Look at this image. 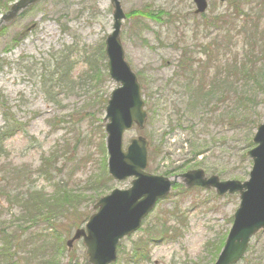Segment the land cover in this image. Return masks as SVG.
Wrapping results in <instances>:
<instances>
[{"label":"rangeland","instance_id":"obj_1","mask_svg":"<svg viewBox=\"0 0 264 264\" xmlns=\"http://www.w3.org/2000/svg\"><path fill=\"white\" fill-rule=\"evenodd\" d=\"M4 1L8 6L0 16L19 0ZM119 1L125 14L141 10L161 17L157 22L134 16L122 25L125 60L140 81L148 113L143 131L134 127L124 134V148L134 138H146L153 176L173 179L202 169L221 181H248L253 164L242 155L252 143L253 128L264 122V55L253 52L250 60L259 71L246 83L231 77L229 65L227 76L224 70L218 78L214 67L203 66V50L217 31L222 34L209 26L211 17L217 13L228 18L230 4L208 0L215 6L205 21L194 17L190 0ZM112 13L110 0H44L0 30V129L5 122L23 129L7 140L0 160V229L12 239L18 232L8 254L0 235V264H88L81 241L71 250L66 246L77 227L65 211L85 225L101 198L131 187L133 179L117 182L107 169L105 108L111 92L120 87L109 77L104 50L113 32ZM88 59L97 70L106 69L103 76L90 75ZM56 60L64 67L58 70L61 79ZM235 93L242 98L238 102ZM255 96L259 100L253 101ZM197 150L202 155L195 159ZM175 187L138 234L119 243L114 264L215 263L239 208V195L222 198L213 189L188 190L180 178ZM19 190L34 199L10 205L7 193ZM46 208L52 215L36 224L23 218L41 216L38 212ZM249 248L245 259L264 264V233Z\"/></svg>","mask_w":264,"mask_h":264},{"label":"water","instance_id":"obj_2","mask_svg":"<svg viewBox=\"0 0 264 264\" xmlns=\"http://www.w3.org/2000/svg\"><path fill=\"white\" fill-rule=\"evenodd\" d=\"M42 0H20L10 8L9 13L0 19V26L13 21L23 10ZM198 10L204 14L208 7L206 0H193ZM226 0H220L225 3ZM114 7V32L106 42L108 72L113 82L120 88L112 92L106 109L108 169L112 179L125 181L134 178L129 190L115 189L110 195L99 200L94 207L97 213L90 218L84 230L75 233L67 245L83 239L87 247L90 264H111L117 260L118 242L136 233L143 220L153 211L161 199H165L179 178L190 187L216 189L219 196L225 194L240 195V208L234 215L232 229L222 253L215 264H237L245 256L252 237L264 231V124L257 127L254 144L257 146L248 153L254 163L250 180L241 184L237 181H222L218 177L206 179L202 170L192 171L176 178L153 176L148 169V142L139 138L130 142L123 150V134L136 125L144 129L147 113L143 111L140 85L124 59L120 32L124 16L118 0H111Z\"/></svg>","mask_w":264,"mask_h":264},{"label":"trees","instance_id":"obj_3","mask_svg":"<svg viewBox=\"0 0 264 264\" xmlns=\"http://www.w3.org/2000/svg\"><path fill=\"white\" fill-rule=\"evenodd\" d=\"M4 3H5L4 0H0V11L2 8H5V9L7 8L8 5ZM229 4H230L229 5L230 10L226 14H231V15H229L228 18L225 19V15H217V13H215L211 17L212 18L211 21L209 22L210 27H214V28L216 27L217 29H220L222 31V34L219 33V31H217L219 35L216 36V38H214V40H212L211 43L206 45L205 50H203V53L207 56L206 65H204V67H214V70H216L217 72L216 73L217 76L219 74H222L223 71L225 70L224 75L226 77L227 76L226 70H228V65H229L230 66L229 68H231V77H234V79H236L240 76L243 78V82L246 83V80L249 82L255 80L256 75L254 74L259 71L257 70L259 66L250 60V58H254L255 56L253 52L257 50L260 52L262 56L264 55V28H263L264 21H262L264 20V0H231ZM139 14L145 15V16H151L145 13H139ZM205 20L207 21V18ZM259 33H260V36L257 37V34L259 35ZM238 43L242 44L241 53L242 51H245L244 54H240L238 50V46H239ZM227 57H230V59H227ZM244 58H246L247 60L244 61ZM66 59H68V57H66ZM226 61L228 62L227 64H226ZM57 62L58 60H56V70H57L56 74L58 78L61 79L62 74H59L58 70L64 69V67H60L59 63ZM87 62L89 66V73L90 75H92V77L95 74H101L102 76L104 75L103 71L106 69L103 70L99 68V70H97V68L94 66L96 62L89 60V59ZM246 62L247 63L249 62V65H248L249 68L244 66L245 64L247 65ZM227 72H230V71L228 70ZM67 73H69V68L64 72L63 75L67 76ZM246 78H249V79H246ZM57 82L59 84L60 83L62 84L61 81H57ZM226 82L228 83V77L226 78ZM262 89L264 90V86ZM243 95L244 94H242V97ZM235 97L237 98V102L240 101V99H242L240 97H237L236 93H235ZM257 99L259 100V98L255 96L253 101H257ZM245 100H246V103H250V101L247 100L246 97H245ZM257 123L258 122H255V125ZM4 125L5 126L0 129V160L6 153L4 150V146L7 140L14 138L16 134L23 132V129L21 128L22 126L20 124L15 123L14 125L9 126L7 122H5ZM178 128L180 129L182 128L181 123L178 124ZM170 129L171 131H174L172 127ZM252 146H253L252 143L249 142L248 145L244 147V149L247 151L251 149ZM192 147H194L193 144H192ZM195 154L196 156L202 155L200 151L196 152ZM151 156H152V153H151ZM51 158L54 159L55 156H52ZM242 158H247L246 153L242 155ZM51 163H53V161ZM0 166H2V164H0ZM44 175L50 178L51 172L46 171ZM20 192L21 190H19V192L16 195H11V193H7V200L10 205H14V203L19 202V205L22 206V204L24 205L25 203H29L32 199H34L33 197L31 199L26 194H23ZM39 196L37 194L36 198ZM65 212L66 213L64 214L70 215L69 218H70L71 224H73L74 227L76 226L78 228L81 226V224L79 223L80 220L77 221L76 214L69 212L68 210H66ZM38 214L41 216L35 217V215H32V216L30 215V217H23V218L27 219V222L29 220L31 224H36L38 223L36 222L37 220L45 219L46 216L52 215L50 214L48 208L44 210H40ZM32 222H35V223H32ZM0 230H1L0 235L4 239L3 242H5L6 244L5 247L7 249V254H8L9 253L8 248L10 247V245L16 244L17 242L18 232L14 235V238L12 239L4 235L3 229H0ZM251 263L253 264V261L249 262L248 259H244V261L241 262L240 264H251Z\"/></svg>","mask_w":264,"mask_h":264},{"label":"bare ground","instance_id":"obj_4","mask_svg":"<svg viewBox=\"0 0 264 264\" xmlns=\"http://www.w3.org/2000/svg\"><path fill=\"white\" fill-rule=\"evenodd\" d=\"M119 1V0H118ZM120 2V1H119ZM110 4H111V6H112V3H111V0H110ZM120 5H121V3H120ZM113 7V6H112ZM114 8V7H113ZM122 10H123V7H122ZM123 13H124V10H123ZM114 14V13H113ZM124 16H126V14L124 13ZM142 102H144V100H141ZM146 105V102H144V106ZM232 225H233V223H232Z\"/></svg>","mask_w":264,"mask_h":264}]
</instances>
